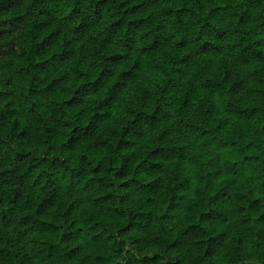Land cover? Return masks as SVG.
<instances>
[{
	"label": "clouds",
	"instance_id": "9594fccd",
	"mask_svg": "<svg viewBox=\"0 0 264 264\" xmlns=\"http://www.w3.org/2000/svg\"><path fill=\"white\" fill-rule=\"evenodd\" d=\"M0 264H264V0H0Z\"/></svg>",
	"mask_w": 264,
	"mask_h": 264
}]
</instances>
